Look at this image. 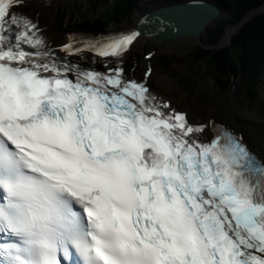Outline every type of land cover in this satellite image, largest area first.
I'll return each instance as SVG.
<instances>
[{
	"label": "snow or ice",
	"instance_id": "6c2138e0",
	"mask_svg": "<svg viewBox=\"0 0 264 264\" xmlns=\"http://www.w3.org/2000/svg\"><path fill=\"white\" fill-rule=\"evenodd\" d=\"M28 6L0 0V264H264V158L126 71L175 25L53 47Z\"/></svg>",
	"mask_w": 264,
	"mask_h": 264
},
{
	"label": "bare ground",
	"instance_id": "6f19581e",
	"mask_svg": "<svg viewBox=\"0 0 264 264\" xmlns=\"http://www.w3.org/2000/svg\"><path fill=\"white\" fill-rule=\"evenodd\" d=\"M90 1L91 0H31L26 11L37 21L47 22L45 34L47 37H49V43L52 44L53 47H57L59 46L58 43L60 41L57 39L59 37L58 33H60L58 31V26L60 24H65L71 19L70 16L64 18L63 13L65 11H75L77 13L79 5H87L90 3ZM136 15L137 16L132 21L128 22L126 26L121 27L119 30L123 31L131 28L138 21L140 12L137 11ZM227 30L229 33L230 26H228ZM180 42H184L183 45H177L174 43V41L166 42L156 40L154 38L142 39L130 53L127 61L125 62V68L129 75H133L139 79L145 72L143 70H145L149 65L148 68H152V75L149 83L154 93L160 95L161 90L167 92L168 95L172 96L173 101H175L176 104L178 103L181 108L186 110L187 116L190 120L205 121L208 117L210 118L208 111L213 110L215 106L206 109L208 111L205 113L202 112L200 105H198V100L202 97V93L199 91L203 90L201 83L198 81L194 82L196 84L193 85L192 82L195 80H192V95H188V98H186L185 95H183V92L172 86V81L169 80L166 73L164 72L166 69L163 70V67L166 66L163 64L164 58H167L168 56L173 57V54H175L176 58H173L181 62L179 64L181 65L183 63L182 61H184L183 59L188 48L194 44V41L184 40ZM138 52H143L148 56L151 54L150 62L147 61L146 58H140ZM178 98H182V100H179ZM238 106V96H234L233 98L231 95L227 102L224 103V106L222 107L223 109L221 112H219L217 120L232 126L236 130L242 131L243 134H241V136L251 151L259 158H264V140L261 136L257 135L250 129L248 126V121L249 118L252 117L245 113L244 108L239 111Z\"/></svg>",
	"mask_w": 264,
	"mask_h": 264
},
{
	"label": "trees",
	"instance_id": "16d2710c",
	"mask_svg": "<svg viewBox=\"0 0 264 264\" xmlns=\"http://www.w3.org/2000/svg\"><path fill=\"white\" fill-rule=\"evenodd\" d=\"M264 0H229L232 10V21H239L251 10L258 8ZM135 3L132 4V8ZM131 9L126 14H130ZM223 34V25L214 29L208 41L215 43ZM209 58L217 75L234 74L249 76L251 85L263 79L264 74V14L255 17L234 36L230 48L204 52ZM202 57V56H201ZM242 67V70L239 67ZM254 88V87H253ZM251 94V91H250Z\"/></svg>",
	"mask_w": 264,
	"mask_h": 264
},
{
	"label": "rangeland",
	"instance_id": "374dc122",
	"mask_svg": "<svg viewBox=\"0 0 264 264\" xmlns=\"http://www.w3.org/2000/svg\"><path fill=\"white\" fill-rule=\"evenodd\" d=\"M96 0H91L90 4L88 5V7H85L84 4H82L81 6H79V10L80 11V18H78V16L75 14L74 11H72L71 14V20L70 22H68V24L66 25H62L61 27H59L60 31H64L67 30L68 27L70 26H74L79 24L80 22H82L81 18L83 16L86 15L87 18H89L90 16L94 15L97 12V4L95 2ZM69 13H65L64 15L68 16ZM135 17H133L134 19ZM122 24H126V22L122 23ZM244 28V26H243ZM242 30V27H240L238 29V32ZM237 32V33H238ZM153 41V40H152ZM175 44H177L174 41ZM180 43V42H179ZM184 43V42H183ZM181 44V43H180ZM179 45V44H177ZM181 46V45H180ZM150 53V52H149ZM139 57L141 58H146L148 55L143 53V52H138ZM147 55V56H146ZM173 57H175V54H173ZM171 56H168L167 58H164V63L166 66L163 67V70L166 69L164 72L166 73L167 77L172 80V84L175 85V87H179L181 88L185 94H191V90L194 84V82H198V81H193L191 85L190 82L192 80L189 79H193V80H201L199 81L200 83L202 82V91H199L200 93H202V97L199 101V105L202 111H205L206 109L212 108V106H217L214 107V109H216L215 112H221L223 108L222 105H224L225 100H228V98L231 96V94H233V98L235 97H239L241 96L238 100V109L239 111L242 110V108H245L247 106V100L245 99L246 96L244 94L245 92V79H242L241 77L238 78H232V86H234L235 88L233 89L230 87V93H228L223 99H215L213 97V95H211L210 93V82L213 76V73L207 68L205 67L203 64H195V68L194 71L192 72L190 70V68L192 69V64L190 63V59L187 58L186 55V61H182L183 63L181 65H179L181 62H179L178 60H176L175 58H173ZM180 57V56H179ZM178 59V58H177ZM189 80V82H188ZM226 82L227 80H230V77H226L225 78ZM250 84V82H249ZM232 88V89H231ZM198 89V88H197ZM257 94H258V98L255 99L256 103H262L264 102V86H262L261 88L255 89ZM229 102V101H228ZM230 103V102H229ZM241 106V107H240ZM254 109H257V107H254ZM252 107L248 108V112L247 115L251 116L252 118H254L255 114L261 116L262 114L260 113V111L256 112ZM256 117V116H255ZM249 120L250 123H248V126L250 127V129L252 131H254L256 134L260 135L262 138H264V127L260 126L263 122L258 121L257 118L256 119H252Z\"/></svg>",
	"mask_w": 264,
	"mask_h": 264
},
{
	"label": "water",
	"instance_id": "95a60500",
	"mask_svg": "<svg viewBox=\"0 0 264 264\" xmlns=\"http://www.w3.org/2000/svg\"><path fill=\"white\" fill-rule=\"evenodd\" d=\"M169 3L174 2V0H165ZM184 1V0H177ZM176 10H180L183 14L176 15ZM210 9L206 5L195 6L191 3H173L171 6L163 9L154 11L150 16H160L162 19L167 21L171 25H175V30L171 27H167L162 33H159L154 38L168 41L178 38L187 37H201L208 28L216 22L214 17L209 13ZM264 14V6L253 9L251 13L245 17L240 23L235 25V29L253 20L256 16ZM216 16V14H215ZM229 38V42H231Z\"/></svg>",
	"mask_w": 264,
	"mask_h": 264
}]
</instances>
